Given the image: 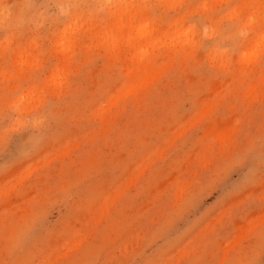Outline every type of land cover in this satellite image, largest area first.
I'll return each instance as SVG.
<instances>
[{
    "label": "clouds",
    "instance_id": "1",
    "mask_svg": "<svg viewBox=\"0 0 264 264\" xmlns=\"http://www.w3.org/2000/svg\"><path fill=\"white\" fill-rule=\"evenodd\" d=\"M58 65L68 73L59 85ZM260 77L264 0H0V264H121L106 243L121 223L152 241L135 261L156 252L153 264H166L188 247L196 264H264ZM253 84L255 100L245 95ZM100 92V115L132 105L184 130L164 139L132 187L146 205L122 218L129 189L97 224L94 202L67 214L70 183L37 181L66 115Z\"/></svg>",
    "mask_w": 264,
    "mask_h": 264
},
{
    "label": "rangeland",
    "instance_id": "2",
    "mask_svg": "<svg viewBox=\"0 0 264 264\" xmlns=\"http://www.w3.org/2000/svg\"><path fill=\"white\" fill-rule=\"evenodd\" d=\"M67 75L58 65L52 69L50 79L59 85ZM256 89V84L251 85L245 95H249L251 100L257 99ZM119 100L120 96L117 95L108 101V105L115 106ZM105 102L106 97L100 92L88 97L66 115L58 134L48 145L46 155L54 159L42 170L37 181L38 185H47L50 181L70 183L75 192L73 201L65 204L67 214L80 217L83 215L82 210L94 202V214L101 210L96 219L97 224L107 222L112 209L129 189L131 196L120 209L122 218L133 215L136 208L146 205L147 198L135 199V189L132 187L144 174L148 157L163 144L164 139L171 135L175 138L184 130L175 131L168 123L161 122L159 115L151 109L137 116L132 105H117L113 111L100 115L98 109ZM218 131L219 128L214 124L206 129L209 138ZM171 167L170 161L160 162L157 172L168 171ZM109 194L111 203L102 207L103 197ZM214 204L215 199L205 207L211 208ZM151 242L149 240L147 244ZM80 243L74 242L68 251L74 252ZM106 243L109 257L114 254V250L120 252L123 257L121 264H153L157 256L153 252L150 257L146 255L135 261L136 256L143 255L147 244L143 240L142 230L125 223L114 228ZM171 260L175 264H196L195 252L188 247L173 250ZM170 261L166 264H170ZM105 264H109V261L105 260ZM204 264H211V257H206Z\"/></svg>",
    "mask_w": 264,
    "mask_h": 264
}]
</instances>
